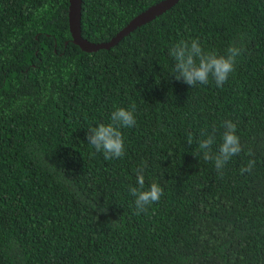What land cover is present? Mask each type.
<instances>
[{
    "label": "trees",
    "instance_id": "obj_1",
    "mask_svg": "<svg viewBox=\"0 0 264 264\" xmlns=\"http://www.w3.org/2000/svg\"><path fill=\"white\" fill-rule=\"evenodd\" d=\"M159 1L81 0V36L108 41ZM68 12L0 0V264H264V0H179L95 52ZM180 40L242 54L222 87L190 86L169 55ZM133 105L125 155L105 160L88 129ZM224 121L242 151L217 170L199 141L216 153ZM140 168L163 195L137 215Z\"/></svg>",
    "mask_w": 264,
    "mask_h": 264
},
{
    "label": "clouds",
    "instance_id": "obj_2",
    "mask_svg": "<svg viewBox=\"0 0 264 264\" xmlns=\"http://www.w3.org/2000/svg\"><path fill=\"white\" fill-rule=\"evenodd\" d=\"M242 54V48L235 44L228 47L225 55L215 52H205L197 40L190 43L180 40L169 49V55L175 61L174 72L176 80H183L186 84L194 86L208 84L209 78L217 87H222L234 71L236 58ZM135 105L132 109L124 107L116 108L110 116V123H100L87 131V139L98 152H103L105 160L121 158L125 155L124 138L121 132L123 127H132L136 124L134 116ZM222 142L216 153L212 152L215 143L214 135H209L199 141V148L203 152L205 160H214L217 170L242 151L239 136L236 134V125L231 121H224ZM201 135H204L203 130ZM188 144H192V133L187 134ZM251 155V152L249 153ZM255 166V160H250L246 167L240 169L241 174L251 172ZM136 185L130 186L129 191L135 197L136 214L146 212L148 206L159 202L163 195V188L153 182L145 187L144 169L140 168L136 173Z\"/></svg>",
    "mask_w": 264,
    "mask_h": 264
},
{
    "label": "water",
    "instance_id": "obj_3",
    "mask_svg": "<svg viewBox=\"0 0 264 264\" xmlns=\"http://www.w3.org/2000/svg\"><path fill=\"white\" fill-rule=\"evenodd\" d=\"M178 1L179 0H160L159 2L150 5L148 8L134 16L108 41L93 43L81 36V0H69L68 22L72 42L78 45L85 52H95L100 49H109L112 46L116 45L122 38L133 32L136 28L150 22L157 16L164 13Z\"/></svg>",
    "mask_w": 264,
    "mask_h": 264
}]
</instances>
